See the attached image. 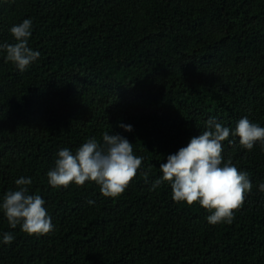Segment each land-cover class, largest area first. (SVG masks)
<instances>
[{
    "label": "trees",
    "instance_id": "1",
    "mask_svg": "<svg viewBox=\"0 0 264 264\" xmlns=\"http://www.w3.org/2000/svg\"><path fill=\"white\" fill-rule=\"evenodd\" d=\"M24 19L40 56L20 72L0 51V204L30 177L55 227L30 236L0 210V264H264L260 143L222 142L223 163L253 185L231 224L175 202L167 182L152 189L209 118L264 127V0H0V44L15 43L10 29ZM105 132L143 157L121 196L94 182L49 185L59 150L93 137L103 146Z\"/></svg>",
    "mask_w": 264,
    "mask_h": 264
},
{
    "label": "clouds",
    "instance_id": "2",
    "mask_svg": "<svg viewBox=\"0 0 264 264\" xmlns=\"http://www.w3.org/2000/svg\"><path fill=\"white\" fill-rule=\"evenodd\" d=\"M14 3L15 0H5ZM33 22L24 19L13 25L10 33L15 43L0 44V51L6 52V61L13 63L24 72L36 61L40 53L28 46L32 35ZM131 132V125H119ZM238 137L242 148L252 151L257 143L264 147V127L253 123L247 116L239 119L234 131L213 118L206 121V130L190 138L187 146L167 156L166 163L160 164L162 176L152 184V189L167 182L171 186L175 202H186L188 206L199 204L207 212V221L212 224H231L234 213L239 211L252 183L246 172L239 171L229 160L223 163L222 142L229 137ZM103 146L95 137L88 139L73 153L69 148L58 151L55 166L47 172L48 183L53 188H68L70 184L83 187L94 182L100 193L107 198H118L135 179L143 164V157L134 155L133 144L120 134L102 136ZM232 144L233 141L229 140ZM145 180L148 171L143 173ZM18 190L8 191L0 204L9 226L41 237L54 231V225L40 195L28 194L32 179L21 177L15 181ZM264 192V183L258 185ZM91 203V202H90ZM14 236L3 234V243L11 244Z\"/></svg>",
    "mask_w": 264,
    "mask_h": 264
}]
</instances>
